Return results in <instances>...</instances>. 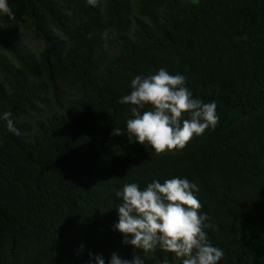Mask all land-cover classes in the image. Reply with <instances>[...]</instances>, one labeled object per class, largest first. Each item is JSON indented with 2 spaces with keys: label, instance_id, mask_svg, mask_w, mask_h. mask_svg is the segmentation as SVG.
<instances>
[{
  "label": "trees",
  "instance_id": "1",
  "mask_svg": "<svg viewBox=\"0 0 264 264\" xmlns=\"http://www.w3.org/2000/svg\"><path fill=\"white\" fill-rule=\"evenodd\" d=\"M0 15V264L145 255L115 229L125 183H195L218 264H264V0H8ZM107 30L108 39L102 34ZM30 36L41 45L32 52ZM161 67L215 102L179 151L129 139L131 80ZM184 118H189L187 115ZM115 128L121 136H113ZM92 254V257L89 256Z\"/></svg>",
  "mask_w": 264,
  "mask_h": 264
},
{
  "label": "clouds",
  "instance_id": "2",
  "mask_svg": "<svg viewBox=\"0 0 264 264\" xmlns=\"http://www.w3.org/2000/svg\"><path fill=\"white\" fill-rule=\"evenodd\" d=\"M86 2L95 7L99 0ZM0 15L10 21L15 19L8 0H0ZM102 38H109L107 30ZM185 81L183 75L171 74L163 67L155 74L137 75L131 80L130 94L119 101L130 106L132 118L126 120L129 139L134 137L135 142L150 146L161 155L182 150L194 136L216 127L219 122L216 103L193 98ZM11 115L5 112L0 120L6 121L7 130L18 136L20 132ZM185 115L189 118H184ZM112 135L121 136V130L115 128ZM198 191L195 183L180 177L163 183L154 179L143 190L137 183H125L116 192L122 202L117 206L119 220L115 229L124 236V244L142 250L145 255L159 248L181 264H218L224 253L209 242L205 231L208 217L201 213L203 205L195 195ZM93 258L97 264H105L102 256ZM109 264H145V261L140 255L129 260L113 253ZM162 264L169 261L165 259Z\"/></svg>",
  "mask_w": 264,
  "mask_h": 264
},
{
  "label": "rangeland",
  "instance_id": "3",
  "mask_svg": "<svg viewBox=\"0 0 264 264\" xmlns=\"http://www.w3.org/2000/svg\"><path fill=\"white\" fill-rule=\"evenodd\" d=\"M24 43L32 52H37L41 48V45L35 42L30 36L25 37Z\"/></svg>",
  "mask_w": 264,
  "mask_h": 264
}]
</instances>
